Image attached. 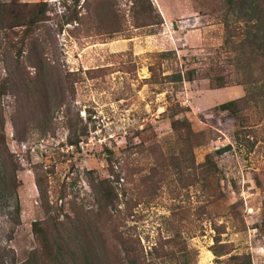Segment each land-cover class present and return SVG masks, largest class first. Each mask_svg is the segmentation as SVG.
Instances as JSON below:
<instances>
[{"label": "rangeland", "instance_id": "obj_1", "mask_svg": "<svg viewBox=\"0 0 264 264\" xmlns=\"http://www.w3.org/2000/svg\"><path fill=\"white\" fill-rule=\"evenodd\" d=\"M97 1L0 0V169L16 187L0 192V264H125V247L142 264H264V100L244 112L251 148L218 108L264 62V34L239 46L250 0H150L160 23L141 27L130 0H114L119 20L99 28ZM177 103L189 145L171 126Z\"/></svg>", "mask_w": 264, "mask_h": 264}, {"label": "trees", "instance_id": "obj_2", "mask_svg": "<svg viewBox=\"0 0 264 264\" xmlns=\"http://www.w3.org/2000/svg\"><path fill=\"white\" fill-rule=\"evenodd\" d=\"M131 6L130 11L133 15V21L136 24L135 26L141 27L145 25L150 24H159L160 22L153 21V18L155 17L153 14L155 12L153 5L151 4L150 0H130ZM114 0H100V3L98 1L96 2V6L94 7V13H95V21L97 23V27H102L105 21L111 20V23H113L115 20H119V12L117 9H115ZM5 4H2L0 2V26L4 23V19L7 15V8L5 7ZM246 12L243 16V18L240 19V23L242 26L246 28V35L250 36L249 39H243L239 46L240 48L245 52L248 53L247 47L250 45V40H256L258 38V34H264V0H250L249 4L246 8ZM78 20V19H77ZM35 22L34 19H30L29 23ZM80 22V18L78 20ZM111 23L106 26L109 30L108 33H113L117 29L112 27L110 29ZM19 25V24H15ZM225 27L228 31H230L229 36L232 38L233 32L237 31L236 26H232V23L226 21ZM226 42H231V40L228 41L226 39ZM235 49V48H233ZM258 51H260L259 54L256 55V59H261L263 61L264 59V46L259 45ZM171 52H163L162 55L165 57H169ZM245 62L249 60V57H245ZM261 63V62H260ZM246 67V66H245ZM242 69V68H241ZM244 70V67H243ZM244 78L237 82V84H242L245 87V94L244 96L228 100L226 102L221 103L218 105V108L221 111L227 112V115L229 118L234 120V124L236 126L235 132H234V141L235 144L238 146H247L248 148H251V141L249 139V136L247 137V133H250L249 130H246V128L250 127L248 124L249 118L246 115L245 109H249V106L252 102L256 103L258 99L260 98L264 100V62L260 64V67L258 69H253L251 67L247 68V71L243 73ZM195 75V72H191L187 74V77L182 72H174L169 75L170 81L178 83L182 82V80L187 79L191 80L192 76ZM253 76H256V78L253 79ZM220 84L222 86L228 84V80L222 78ZM181 107L179 103L176 105H173L171 108H167L170 110V117L172 118L171 126L172 129L175 131V135L177 137V141H182L189 145L191 141V137L189 136L191 132V126L190 123L186 120V117L183 118H175L177 114H179L181 110ZM3 141V140H2ZM75 143V141L70 142V144ZM230 145L226 147V149H230ZM164 157L160 158L163 159ZM177 159V157H176ZM178 160V159H177ZM208 161V160H207ZM210 164H214L213 161ZM160 165V162H158L157 167L150 168L149 173L147 174L148 179L151 181L150 185L151 188L155 190L158 183L165 177L167 167H163L159 173L158 167ZM208 170V167H207ZM156 175L157 183L154 181ZM160 175V176H159ZM124 178L123 176H120V174H117V179ZM107 186L102 185L104 182H100L99 189L102 192V198L105 200V205H109L111 209H116L115 200L118 198L119 193L115 191V189L112 186V180H108ZM37 185L39 186V190L42 192L41 184L37 179ZM15 189V185L13 183V178L7 176L6 172L2 173V170L0 169V192L6 189ZM129 208L125 210V213L129 212ZM33 229L34 231L38 232L41 230V228L36 229V223H33ZM217 230L219 227L216 228ZM216 241H218V236L215 237ZM40 240L43 243L46 240V236H40ZM44 246V243H43ZM45 247V246H44ZM221 245L214 246L213 252L215 255L219 256L222 254L227 253L225 250H223ZM125 251V264H142V260L140 259L139 254H136V250L130 249L128 247L124 248ZM230 259L232 260L233 264H249L248 257L244 254H233L230 256ZM76 264H79L76 262Z\"/></svg>", "mask_w": 264, "mask_h": 264}]
</instances>
